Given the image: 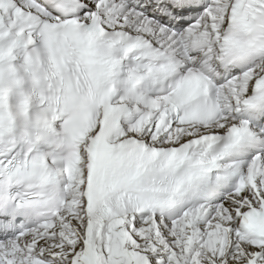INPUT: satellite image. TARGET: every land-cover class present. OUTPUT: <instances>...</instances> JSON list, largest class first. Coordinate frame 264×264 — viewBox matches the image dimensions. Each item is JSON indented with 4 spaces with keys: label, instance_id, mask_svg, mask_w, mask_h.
Masks as SVG:
<instances>
[{
    "label": "snow or ice",
    "instance_id": "snow-or-ice-1",
    "mask_svg": "<svg viewBox=\"0 0 264 264\" xmlns=\"http://www.w3.org/2000/svg\"><path fill=\"white\" fill-rule=\"evenodd\" d=\"M0 264H264V0H0Z\"/></svg>",
    "mask_w": 264,
    "mask_h": 264
}]
</instances>
